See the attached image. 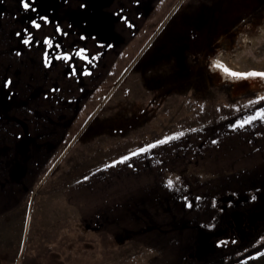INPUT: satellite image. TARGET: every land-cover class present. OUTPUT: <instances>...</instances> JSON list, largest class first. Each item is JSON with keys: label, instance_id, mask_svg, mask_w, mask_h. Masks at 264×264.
I'll return each mask as SVG.
<instances>
[{"label": "rangeland", "instance_id": "obj_1", "mask_svg": "<svg viewBox=\"0 0 264 264\" xmlns=\"http://www.w3.org/2000/svg\"><path fill=\"white\" fill-rule=\"evenodd\" d=\"M179 1L49 0L32 20L25 0H0V264H174L189 239L187 255L202 264L254 249L264 196L227 248H218L231 234L225 211L192 238L176 227L264 169V118L239 126L264 99L184 107L155 132L76 142ZM50 194L81 203L84 217L51 214ZM35 200L44 218L32 217Z\"/></svg>", "mask_w": 264, "mask_h": 264}, {"label": "flooded vegetation", "instance_id": "obj_2", "mask_svg": "<svg viewBox=\"0 0 264 264\" xmlns=\"http://www.w3.org/2000/svg\"><path fill=\"white\" fill-rule=\"evenodd\" d=\"M252 20L254 22L243 25L244 27L239 38L224 42L225 48L221 49L210 62L212 70L216 69L230 78L234 77L225 73L223 67L237 72L264 71V12ZM217 64L223 67H217ZM159 69V66L156 70L150 68L146 76L151 77ZM248 78L264 80L261 77ZM131 80L136 84V88L133 91H131L130 87ZM164 89V87L156 88L152 83H149L147 88H143L139 74L129 70L121 79L119 78L118 83L113 87L107 98L108 101H105L107 107L99 115L100 118L113 117V119L106 122L108 127L105 126L100 132H96L94 136H87L83 141L76 139V142H80L81 144H95L101 141L115 143L117 140L135 136L139 133L160 130L165 125V122L173 116L175 111L181 110L184 107L199 108V106H213L215 104L229 106L224 93L217 90L213 91V97L210 99L209 97L211 96L203 93L202 95H199L200 93L194 95L191 89L183 92L179 90L170 92L167 89H165V92ZM256 100L260 99L237 101L233 106ZM263 177L264 169L254 173L247 180L235 184L231 192H226V194L221 192L211 194L209 199L210 204H212L199 214L180 220L176 229L179 232L187 231V234L190 233L189 237L192 238L195 231L201 228L202 225L216 215L219 217V214L225 211L231 221H233L232 225H230L231 234L228 237L231 241L229 245H233L243 236L246 227L249 225L247 217L250 214H247V209L249 208V211L257 209L260 200L264 196V183L256 182ZM253 197L255 198L253 199ZM243 210L246 211L244 212ZM237 216H239V220ZM237 221H239L238 224ZM260 227L258 226L257 228ZM154 228L160 229V225L154 224L147 231ZM257 235H260L261 238L258 236L259 240L255 243L256 246L264 243V229L256 233L255 237ZM189 249H191L190 239L184 244L181 257L174 264H187L190 260L189 255H187Z\"/></svg>", "mask_w": 264, "mask_h": 264}, {"label": "water", "instance_id": "obj_3", "mask_svg": "<svg viewBox=\"0 0 264 264\" xmlns=\"http://www.w3.org/2000/svg\"><path fill=\"white\" fill-rule=\"evenodd\" d=\"M263 12L264 0H180L130 70L139 74L143 88L152 83L154 87H164L170 92L191 89L194 95L203 93L211 96L210 99L217 90L224 93L229 106L245 99H261L264 97L263 79L226 77L220 71L212 70L210 62L225 48V41L239 38L243 25L254 22L252 19ZM158 66V72L146 76L150 68L156 70ZM105 107L107 105L101 106L88 120L76 138L78 141L94 136L113 119L112 116L99 117ZM256 182L264 183V177ZM231 189L233 187H225L218 192L226 194ZM217 220L214 216L201 228L208 230Z\"/></svg>", "mask_w": 264, "mask_h": 264}, {"label": "crops", "instance_id": "obj_4", "mask_svg": "<svg viewBox=\"0 0 264 264\" xmlns=\"http://www.w3.org/2000/svg\"><path fill=\"white\" fill-rule=\"evenodd\" d=\"M48 197H49V199H48L49 201L48 202H50L51 205H53V206H51L49 204L50 207H54V210H51L49 208L50 211L49 210L48 211L50 213L52 212L55 215L56 213H58V210H59V213L60 214L62 213L64 215L63 216L64 218L62 217L63 219H65L66 217L71 218V214L73 213V209L75 208V210H76L75 212L80 217H82V216L84 217L83 212H82V209H81L82 204L81 203H77V202L74 203V200L69 195L62 194V196L60 198V201L61 202H59V197H56V195L50 194ZM41 204H43V203H41ZM44 210H45L44 207L42 209L38 207L37 200H35V205H33V207H32V217L39 211L40 212V216L42 214L43 215V218H44L45 217ZM59 213H58V215H59ZM65 220L63 221V223L65 222ZM61 236L62 237H65L66 235L64 233ZM262 246H263V248L261 250H257V252L254 251L258 247L260 248ZM256 247H254V249H252L251 251H249V252H247V253L239 256V257H236L233 260H230V261H227L225 263H222V264H264V243L259 244L258 247L257 248Z\"/></svg>", "mask_w": 264, "mask_h": 264}, {"label": "snow or ice", "instance_id": "obj_5", "mask_svg": "<svg viewBox=\"0 0 264 264\" xmlns=\"http://www.w3.org/2000/svg\"><path fill=\"white\" fill-rule=\"evenodd\" d=\"M24 7L25 8H29L30 7V4L27 2V0H25V3H24ZM36 27H39V25L37 24ZM26 43L28 41H25ZM80 54V53H78ZM63 58L65 59H70L69 56L65 55ZM217 67H223L222 65L220 64H217ZM223 71L227 74H229L231 77H234V78H248V77H261V78H264V71H260V72H237V71H230L229 68L227 67H223ZM261 99H264V97H261ZM258 118H264V110L258 112L255 116H252L248 119H245L243 120L239 126L240 127H243L244 125L246 124H250L253 120H256ZM182 135V133L180 134ZM170 139H173V137H168L166 140H162V141H158L157 143H160V144H163V143H166L167 140H170ZM156 145H148L147 148H141L139 149L138 152H133L132 155L135 156V155H138L139 153H142V152H146L148 149L150 148H154ZM128 157H124V160H127ZM173 181L171 179L168 180L167 184L168 186L171 188L173 187ZM255 197H253L254 199Z\"/></svg>", "mask_w": 264, "mask_h": 264}, {"label": "trees", "instance_id": "obj_6", "mask_svg": "<svg viewBox=\"0 0 264 264\" xmlns=\"http://www.w3.org/2000/svg\"><path fill=\"white\" fill-rule=\"evenodd\" d=\"M48 1L49 0H27V2L30 4V7L28 8V11L30 12V16H31V18H32V20H35V19H41V18H43L42 16H39V15H44V14H41V13H39V10L40 9H44V8H41V7H46L43 3H48ZM37 2V3H36ZM52 2H53V0H52ZM36 6H37V10L35 9L36 8ZM248 222L250 223V222H253L254 220V217H252L251 215H248ZM231 241L229 240V238H226V239H224V240H221L220 239V241L218 242V244L219 243H221L220 245H222L221 247H218V246H216V247H218L219 249L220 248H226V246H229V243H230ZM209 250V249H208ZM211 251V250H210ZM204 252V251H203ZM206 252V251H205ZM209 252V251H208ZM239 257V256H238ZM236 258V257H235ZM235 258H231V259H229V261L230 260H233V259H235ZM196 259H198V261L197 260H195V259H190L189 260V262L190 261H193V262H195V264H202V263H200V257H196Z\"/></svg>", "mask_w": 264, "mask_h": 264}]
</instances>
